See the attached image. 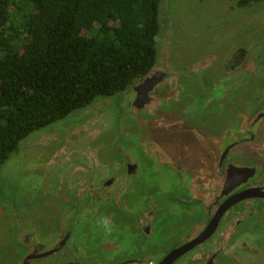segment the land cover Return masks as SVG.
<instances>
[{"label":"flooded vegetation","instance_id":"af4514ba","mask_svg":"<svg viewBox=\"0 0 264 264\" xmlns=\"http://www.w3.org/2000/svg\"><path fill=\"white\" fill-rule=\"evenodd\" d=\"M172 1L169 0L167 5L169 6L170 2L172 4ZM240 1L235 0L234 2L235 6L241 9L252 10L255 4V0H253V7L252 3L243 7L240 6ZM250 7L252 8L250 9ZM171 8L167 21L162 26V28L166 27L164 32L168 33L166 42L169 41V43L170 37L174 38L172 35L174 24H171L170 19L177 17L172 14L176 7L171 6ZM212 34L216 39L218 36L216 32L212 31ZM220 37L219 44L225 41V37H235L236 42L238 40L235 33L227 36L220 35ZM241 39L247 40L243 36ZM171 41L173 42V40ZM261 42L258 40L254 49L249 46H241L238 49L239 41L236 46L237 50H240L237 52V58L232 56L233 53L225 52L226 55L222 61L224 63L223 72L219 77H213L212 72L207 74L205 76L206 83L200 78L207 71L202 72L199 67L198 52L190 54L183 64L178 65L179 67L172 64L166 65L157 58L153 71L122 93V95H125L124 93L132 94L131 110L134 112V116H141L145 120L149 119V123L154 110L166 111V115L168 114L172 122L181 125L188 135L191 132L189 138L191 144L207 154L210 160L205 158L198 164L192 165L189 163L191 146L189 143H182L180 164L175 165L176 169L173 167L171 172V175H174V172L176 175L177 183L174 191L178 196H174L170 204H164L165 201L161 203L158 198L153 200L152 197H148V205L141 207L144 210L138 215L131 216L136 221V227L130 228L141 242L133 248L128 245L124 247L122 260L114 258L111 254L114 250H121L118 247H115L107 255L93 254L95 264H264V132L258 128V123L264 119V79H262L264 78V55H259L262 48ZM169 43L167 44L168 48ZM208 49L212 53H216L217 50L214 44ZM217 51L220 52V49ZM211 59L214 60V58ZM213 66L212 61H207V68H213ZM261 80L263 84L257 83ZM189 82L194 83L199 91L195 97L191 94L194 92L186 87ZM178 85H180V89L177 87ZM216 85H218L216 89H222L221 95L210 94V89ZM253 86L256 87V97L260 99L258 101L260 103L256 102L248 109L253 113L250 117L246 115V110H243L242 107L246 108L248 105L246 96L253 90ZM231 92H236L238 96L232 95ZM114 99L121 98L120 96L100 98L83 109L82 112L74 113L75 115L73 114L70 120L65 121L66 123L62 122L51 127L56 128V133H53L54 137L52 138H56L57 141L58 138L59 141H64L70 133L75 131H77V138L85 136V139H90L80 147L81 150L87 149L85 152L88 155L86 159L84 157L77 162L79 165L90 166L92 161L96 163L95 160L101 159V156L98 155L97 159L95 156L93 157L95 160L91 159L90 151L92 149L90 146L92 139L93 141L96 139L97 133L101 134L98 130L111 121L110 112L102 107L104 119L100 120L99 110L90 112V109L92 106L95 107L94 104L97 101L103 100L110 104V101ZM169 99L173 101L170 107L164 103ZM176 103L182 106V110L172 116L168 112ZM192 106H195L198 116L188 114L190 118H185V110L190 109L191 111ZM146 110L149 111L148 115L145 113ZM231 110L243 112L247 116V120L240 123L237 122V119H232V116L228 115ZM193 116L199 119L192 120ZM215 116L224 117L226 125L229 121L236 124L234 127L228 126L223 133L219 131L222 134L220 145L217 138L214 139L215 137L210 136ZM195 122H197L195 131H191ZM64 124L67 128H63ZM89 126L91 127L86 129ZM51 128L31 139H40L47 135ZM170 129L179 132V129L173 126H170ZM126 142L127 140L123 141V143ZM25 143L22 149L14 154V162L19 161L21 157L28 156L32 150L38 149L35 147L38 145L36 142L31 146H29V140ZM47 147L38 149V151H44ZM80 149L76 148L75 150ZM93 149L96 150V148ZM94 153L97 154V150ZM122 158L116 160L120 162L121 166L117 172L101 168L103 177L92 187L97 194L95 206L92 205V209L96 210L92 214V218L96 216V213L99 216H106L104 218L107 229L111 232L116 231L115 235L119 239L125 237L124 234L129 230V226L123 224L120 219V217H126L124 213L122 214L121 209L127 210L128 199L131 201L129 196H121L119 190L122 191L126 179L137 174V162L131 158H124L123 161ZM182 190L185 197H181L179 194V191ZM89 198L86 191L82 193L79 199L80 207L84 206L85 200L88 201ZM91 198L94 199L93 196ZM113 198H115V203L110 202V199ZM99 202L102 206L100 208H98ZM121 204L123 207L120 206ZM78 209L84 211L85 208ZM170 210L172 211L171 218ZM86 211H89L88 206ZM83 225L85 226V224ZM75 227V224L72 225L69 222L67 225L64 221L54 239L49 235L34 237L32 232L36 233L37 230L34 228L30 229L31 232L27 230V233H24L21 238V242H25L27 245L24 264H33L34 260L58 253H61L65 258L78 241L75 237L77 233ZM169 228H172L173 232L168 239H164L165 232ZM158 234L164 240H169L165 246L152 245L153 236ZM104 236L102 234L101 237L104 238ZM46 240L49 241V244L46 243ZM70 256L73 261L66 262V264H89L78 260L77 255Z\"/></svg>","mask_w":264,"mask_h":264},{"label":"rangeland","instance_id":"374dc122","mask_svg":"<svg viewBox=\"0 0 264 264\" xmlns=\"http://www.w3.org/2000/svg\"><path fill=\"white\" fill-rule=\"evenodd\" d=\"M234 1L173 0L172 4L170 2L168 6V2L165 5L164 0L161 5L160 27L161 16H163L162 26H164L170 14L169 10L172 9L171 6L176 7L172 14L177 15V17L176 19L174 17L170 19L171 24H174L172 29L174 38L170 37V43L169 41L166 42L168 35L167 32H164L166 27L162 28L161 37L158 40L159 61L161 59L166 65L178 66L183 64L190 54L193 55L198 52L199 67L202 72L207 71L200 78L205 80L206 83L205 76L207 74L212 72L213 77H219L220 73L223 72L224 63L222 61L226 55L225 52L233 53V57L237 55V52L240 51L236 47L239 41L238 49L241 46H249L254 49L258 40L260 42L263 41L261 42L262 48L259 55H264V0H255L254 7L252 3V10H249V8H238L235 6ZM169 28L167 29L168 32ZM212 31H215L218 35L216 39H214ZM234 33L238 37L237 42L234 39L235 37H225V41L219 44L220 35L227 36ZM242 36L247 40L241 39ZM213 44L217 50L220 49V52L216 50V53H212L208 49ZM211 58H214V60ZM207 61H212L213 68H207ZM166 65L164 64L163 66ZM257 83L263 84V81L261 80ZM217 86L210 89L211 95H221L222 89H216ZM177 87L180 89V85ZM186 87L194 92V94L191 93L194 97L198 95L199 91L194 83L189 82ZM255 88L253 86V90L246 96L248 97L246 102H249V107L247 103L246 108L242 107L243 110H246V115L250 117H252L253 113L248 109L260 100L256 97ZM124 94L115 95L117 97L120 96L121 99H114L110 101V104L103 100L97 101L94 104L95 107L92 106L90 109V112L99 110L98 113H101V116L98 115V117L103 120L104 114L101 110L104 107L110 112L109 117L111 118L108 124H104L98 130L101 134L97 133L96 139L94 141L92 139V145L90 146V149H92L90 151L91 159L95 160L94 156L96 159L101 156L100 160H95L96 163L92 161L90 166H81L77 163L84 157L86 159L88 154L85 151L87 149L81 150L80 147L90 140L85 139V136L77 138V131L70 133L62 142L59 141V138L58 141L56 138H52L54 137L53 133H56V128L51 127L70 120L74 112L66 119L31 135L20 144L21 150L26 144L25 142L29 140V146L36 142L38 143L35 146L36 148L44 149V147L48 146L46 150H32L28 156L21 157L17 162H14V155H12L0 169V264H24L27 245L25 242H21L22 235L27 233V230L31 232L30 229L34 228L37 230L36 233L32 232L34 237L49 235V237L54 239L57 237L58 230L62 228L64 221L67 225L69 222L72 225H76L77 233L75 231L76 234H74L78 241L70 250V254L67 253L65 258H63L61 253L42 257L34 260L33 264H66V262L73 261L70 255H77L78 260L82 262L95 264L96 262L93 258L95 256L93 254L98 256L107 255L115 247L121 250H114L111 254L114 258L122 260L123 257L121 256L124 253V247L128 245L133 248L141 242L136 237V233L130 228L136 227V221L131 216L133 214L138 215L144 210L141 207L148 205V197H152L153 200L158 198L161 203L165 201L166 203L164 204H170L172 198L178 196L177 192L174 191L177 183L176 175L175 172L174 175H171V172L175 165L180 164V159L182 158L181 144L184 142L190 144L189 163H192V165L198 164L199 161L205 158L210 160L207 154L191 144L189 140L191 132L188 135L181 125L177 122H172L168 114L166 115V111L154 110L151 113L149 123V119L145 120L141 116H134V112L131 110L133 96L131 93ZM231 94L237 95L236 92H231ZM164 103H167V106L170 107L173 101L169 99L165 100ZM254 108H256V105H254ZM181 110L182 106L176 103L168 113L174 116ZM77 112H82V110ZM185 112L184 117L188 119L190 118L189 115H197L195 106L191 107V111L188 109ZM145 113L148 115L149 111L146 110ZM228 115L232 116V119H237V122L240 123L245 119L247 120V116L243 112L239 113L231 110ZM196 118V116H193L191 119L196 120ZM214 118L215 122L212 129H210L212 131L210 136L215 137L214 139L217 138L220 145V140L222 139L220 132L223 133L228 126L234 127L236 124L229 121L226 125V119L221 116H215ZM187 123L190 126V123ZM170 126L179 129V132L171 131ZM196 126L197 122L190 130L195 131ZM49 128L51 130L47 135L40 139H31L44 133ZM63 128H67V126L64 124ZM258 128L264 132V119L258 123ZM124 140H127V142L123 143ZM76 148L80 150H75ZM93 148H96L97 154L94 153L96 150ZM121 157H123V161L125 160L124 158H131L137 162V174L132 178L126 179L122 191L119 190L121 196H129L131 198V201L128 199L127 210L121 209L122 214L124 213L126 217H120L123 224L129 226V230L127 233L124 232L125 237L119 239L115 235L116 231L111 232L107 229V223L104 218L106 216H99L96 213V216L92 218V214L96 211L92 209V205L95 204L97 197L96 190L92 187L95 182L97 183L103 177V171H100L101 168H108L110 172H117L121 168L120 162L116 161L120 160ZM106 177H108V174H106ZM85 191L90 198L88 201L85 200L86 204L84 206L80 207L79 199ZM179 194L181 197H185L183 190L179 191ZM92 196L94 199L91 198ZM110 202L115 203V198L110 199ZM87 206L88 212L86 211ZM120 206L123 207L122 204ZM83 207L85 208L84 211L78 209L82 210ZM100 207L102 206L99 202L98 208ZM171 213L172 211L170 210V218L172 216ZM172 232V228H169L165 232L164 239H168ZM102 234L103 236L105 235L104 238L101 237ZM164 239L159 234L155 235L152 239V245L165 246L169 240ZM46 243L49 244V241L46 240Z\"/></svg>","mask_w":264,"mask_h":264},{"label":"trees","instance_id":"16d2710c","mask_svg":"<svg viewBox=\"0 0 264 264\" xmlns=\"http://www.w3.org/2000/svg\"><path fill=\"white\" fill-rule=\"evenodd\" d=\"M163 1L0 0V169L31 135L153 71Z\"/></svg>","mask_w":264,"mask_h":264}]
</instances>
